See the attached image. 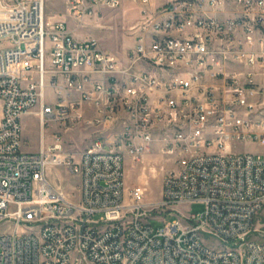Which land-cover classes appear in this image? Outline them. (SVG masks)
Segmentation results:
<instances>
[{"label":"built area","instance_id":"obj_1","mask_svg":"<svg viewBox=\"0 0 264 264\" xmlns=\"http://www.w3.org/2000/svg\"><path fill=\"white\" fill-rule=\"evenodd\" d=\"M140 2L121 57L49 21L46 0H0V264H264V154L237 149L264 143V0ZM121 3L67 0L80 24ZM86 105L104 129L78 160L57 132L23 150L24 115L39 108L43 138ZM153 149L172 166L148 204L125 163ZM50 167L80 177L78 200ZM155 209L178 218L155 223Z\"/></svg>","mask_w":264,"mask_h":264},{"label":"rangeland","instance_id":"obj_2","mask_svg":"<svg viewBox=\"0 0 264 264\" xmlns=\"http://www.w3.org/2000/svg\"><path fill=\"white\" fill-rule=\"evenodd\" d=\"M140 1L122 0L119 8L102 9L100 16L92 17L80 24L70 14L67 0H46V17L49 21H51V16H55L52 20H65L69 30L75 27L86 39L96 38L102 49L123 57L135 45L131 29L142 19L143 6ZM163 1L154 0L151 10L155 11ZM237 7L236 3H230L226 8L231 11ZM48 100L53 101L51 91H48ZM38 110L39 108L36 107L34 114H27L22 118L23 150L25 152H36L40 147L42 134L39 118L36 115ZM80 110L84 111L80 122L70 124L68 128L59 124H53L46 128V142L49 143L52 140L53 133H61L66 141L68 152L72 154L75 160L79 159L80 154L91 143L97 131L104 129V127L98 128L90 124V120L95 114L93 106H82ZM237 149L264 154V143H241L237 145ZM171 166L160 155V151L156 149L147 154L142 163H135L131 158H127L125 163L126 189L142 187L145 190V203L156 204L160 202L163 174ZM47 177L54 188L64 191L73 200L79 199L80 177L73 175L67 167H50ZM179 209L186 213L187 207L180 206ZM189 209L192 213L199 214L204 207L202 204L194 203L189 206ZM176 214V212L175 214L169 212L166 214L162 209H155L151 219L155 223H160L163 219L171 222L178 218ZM208 242L213 243L211 240Z\"/></svg>","mask_w":264,"mask_h":264},{"label":"crops","instance_id":"obj_3","mask_svg":"<svg viewBox=\"0 0 264 264\" xmlns=\"http://www.w3.org/2000/svg\"><path fill=\"white\" fill-rule=\"evenodd\" d=\"M208 10H209L210 13H215V14L218 15V16H222V17H224V16L228 15V10H227V8H223V9H219V10H213L212 8H209ZM54 17H55V16H51V17H50L51 21H55V20H52ZM60 20H61V19H60ZM62 20H63V19H62ZM64 21H65V20H64ZM65 22H66V21H65ZM69 31H70L71 34H72L76 39H78V40H84V39H86L85 36H84L82 33H80V32L78 31V29H76L75 27L71 28ZM94 39H96V38H94ZM96 40H97V39H96ZM134 41H135V40H134ZM30 114H34V112H32V113H30ZM26 115H27V114H26ZM46 144H48V143L46 142V135H45L43 138L41 137V140H40V147H41L42 145H46ZM40 147H39V149H40ZM39 149H38L37 151H39ZM37 151H36V152H37Z\"/></svg>","mask_w":264,"mask_h":264}]
</instances>
